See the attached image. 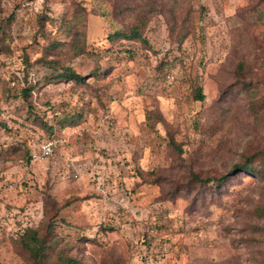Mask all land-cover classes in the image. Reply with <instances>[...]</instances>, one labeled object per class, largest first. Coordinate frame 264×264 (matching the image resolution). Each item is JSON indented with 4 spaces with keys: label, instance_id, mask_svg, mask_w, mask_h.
<instances>
[{
    "label": "rangeland",
    "instance_id": "1",
    "mask_svg": "<svg viewBox=\"0 0 264 264\" xmlns=\"http://www.w3.org/2000/svg\"><path fill=\"white\" fill-rule=\"evenodd\" d=\"M138 12L147 44L119 58L106 37ZM263 94L264 0H0V264H30L15 241L48 225L49 264H264V180L233 172L264 151ZM45 126L60 143L35 160Z\"/></svg>",
    "mask_w": 264,
    "mask_h": 264
},
{
    "label": "trees",
    "instance_id": "2",
    "mask_svg": "<svg viewBox=\"0 0 264 264\" xmlns=\"http://www.w3.org/2000/svg\"><path fill=\"white\" fill-rule=\"evenodd\" d=\"M189 11H187L188 13ZM190 14V13H189ZM143 19V20H142ZM82 20L81 15H77L75 17H69V19H62L61 27H68L72 29L73 27H77L78 22ZM78 28V27H77ZM146 29V23L143 17H140V12L137 14L136 22L128 24L126 27L116 29L113 32H109L106 39L114 44H117L118 49L109 50L111 53H114L119 58L121 57H128L133 59L134 55L136 54L135 48L137 49L140 45L147 44V39L144 36V31ZM186 35H183L179 38V43L185 39ZM85 37L83 34H80L78 30H75L72 35V46L75 53V56H83L86 55L85 49ZM62 44L60 42H53L50 46L47 55H54V51L60 49ZM135 47V48H134ZM113 48V47H111ZM43 64L50 65L53 67L54 74L52 76L53 79L56 81H65L67 83H74L79 84L84 81V77L78 74L74 69L70 66H66L61 64V62L56 60H48L44 58ZM168 65L170 63H167ZM239 75H240V82L238 83L240 86L248 84L247 82L242 81V72H243V65L238 64L237 66ZM104 71L97 69L92 75L95 78H99L101 74L107 75L109 74L110 70L108 69L105 73ZM34 88V86H33ZM33 88L28 87L27 90L23 91V96H30L33 92ZM194 100L196 101H203L204 94L202 88L199 86H194ZM17 99V96H15ZM249 110L257 121L259 126V133H264V94L261 97L256 98V100H249ZM82 119V114L80 112H75L72 114H65L63 117H59L56 119V125L59 127H66V126H77L78 123ZM56 126V127H57ZM47 129L49 136L47 139L56 138V132L54 126H45ZM30 157V155H29ZM29 159V158H28ZM233 172L236 173H244L248 175H255L259 179L264 180V151L259 152L258 155L247 157L243 160L242 163L237 164L233 167ZM193 182L204 184V181L196 176H191ZM223 178L220 179H213L215 183L219 184L222 182ZM218 184V185H219ZM259 215H264V208L257 209ZM52 226L47 227V232L45 234H41L38 230L33 228L26 229L22 235H20L15 244L20 250L26 255L27 260L30 264H49L48 263V251L50 250V246L48 245V234ZM58 264H81L75 257H58Z\"/></svg>",
    "mask_w": 264,
    "mask_h": 264
},
{
    "label": "built area",
    "instance_id": "3",
    "mask_svg": "<svg viewBox=\"0 0 264 264\" xmlns=\"http://www.w3.org/2000/svg\"><path fill=\"white\" fill-rule=\"evenodd\" d=\"M59 143V140L56 138L49 139L45 144L42 145L41 151L38 154H33L32 157L36 160L41 157L50 156Z\"/></svg>",
    "mask_w": 264,
    "mask_h": 264
}]
</instances>
